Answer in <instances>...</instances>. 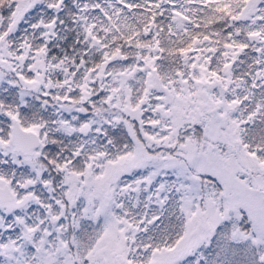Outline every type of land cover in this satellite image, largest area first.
I'll list each match as a JSON object with an SVG mask.
<instances>
[{
    "label": "snow or ice",
    "instance_id": "6c2138e0",
    "mask_svg": "<svg viewBox=\"0 0 264 264\" xmlns=\"http://www.w3.org/2000/svg\"><path fill=\"white\" fill-rule=\"evenodd\" d=\"M0 264H264V0H0Z\"/></svg>",
    "mask_w": 264,
    "mask_h": 264
}]
</instances>
